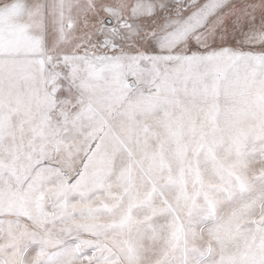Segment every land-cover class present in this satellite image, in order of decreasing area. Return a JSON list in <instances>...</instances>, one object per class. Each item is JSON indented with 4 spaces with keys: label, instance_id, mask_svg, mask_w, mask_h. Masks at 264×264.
Returning a JSON list of instances; mask_svg holds the SVG:
<instances>
[{
    "label": "snow or ice",
    "instance_id": "snow-or-ice-1",
    "mask_svg": "<svg viewBox=\"0 0 264 264\" xmlns=\"http://www.w3.org/2000/svg\"><path fill=\"white\" fill-rule=\"evenodd\" d=\"M0 264H264V0H0Z\"/></svg>",
    "mask_w": 264,
    "mask_h": 264
}]
</instances>
